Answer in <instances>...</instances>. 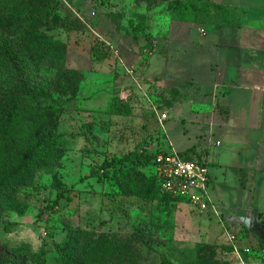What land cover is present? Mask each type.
<instances>
[{"label":"rangeland","instance_id":"374dc122","mask_svg":"<svg viewBox=\"0 0 264 264\" xmlns=\"http://www.w3.org/2000/svg\"><path fill=\"white\" fill-rule=\"evenodd\" d=\"M45 1L51 16L36 25L58 49L33 58L31 71L55 103L58 146L32 159L11 190L0 216V247L44 249L47 264H57L58 251L81 230L87 242L127 238L133 253L118 264H241L216 217L162 198L156 168H147L142 182L126 178L130 164L91 176L114 157L142 149L169 153L166 135L178 153L199 143L194 125L169 111L163 87L148 74L158 39L178 16L164 0ZM211 8L201 4L199 15ZM162 114H169L163 127ZM9 255L0 264H23L22 258L6 262ZM244 260L253 263L254 254Z\"/></svg>","mask_w":264,"mask_h":264},{"label":"crops","instance_id":"0c3cea01","mask_svg":"<svg viewBox=\"0 0 264 264\" xmlns=\"http://www.w3.org/2000/svg\"><path fill=\"white\" fill-rule=\"evenodd\" d=\"M200 1L216 10L172 18L148 74L169 111L194 125L199 143L181 152L208 168V212L238 258L264 264V0Z\"/></svg>","mask_w":264,"mask_h":264},{"label":"trees","instance_id":"16d2710c","mask_svg":"<svg viewBox=\"0 0 264 264\" xmlns=\"http://www.w3.org/2000/svg\"><path fill=\"white\" fill-rule=\"evenodd\" d=\"M163 3L178 16L174 17L176 19L195 21L200 16V0H164ZM157 8V5L153 6L150 11ZM49 9L50 5L45 0H0V69L6 77L0 86V216L11 190L15 184L18 185V178L30 169L32 159L40 161L51 151H56L58 146L54 138L57 127L51 118L56 111L55 103L51 94L37 85L33 76L36 67L31 64L33 58L54 56L58 49L57 44L47 42L36 25L50 18ZM45 61H41L39 66H43ZM167 153H149L142 149L133 155L114 157L94 169L91 176L100 179L111 168L130 164L132 174L126 178L142 182L148 176L146 169L156 168L158 156ZM180 155L188 160L185 154ZM199 163L205 164L202 160ZM157 181L160 193L165 196L162 198L179 204L180 200L163 191L159 177ZM131 249L134 248L125 237H100L87 242L79 230L58 251L56 263L102 264L110 261L111 264H118L132 255ZM7 251L10 252L5 260L8 263L22 258L19 262L23 264H47L44 249L27 252L21 246L16 249L0 247V257L3 254L5 257Z\"/></svg>","mask_w":264,"mask_h":264},{"label":"built area","instance_id":"2783aa9c","mask_svg":"<svg viewBox=\"0 0 264 264\" xmlns=\"http://www.w3.org/2000/svg\"><path fill=\"white\" fill-rule=\"evenodd\" d=\"M159 119L163 123L167 115L162 114ZM156 175L163 191L172 198L188 203L200 213L213 208L208 193L209 171L204 164L184 160L178 152L170 151L158 156ZM239 259L245 264L241 257Z\"/></svg>","mask_w":264,"mask_h":264}]
</instances>
